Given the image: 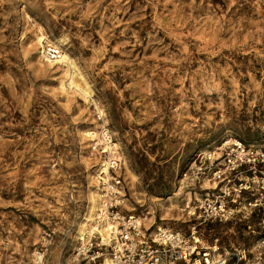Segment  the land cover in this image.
Returning <instances> with one entry per match:
<instances>
[{
	"label": "rangeland",
	"instance_id": "1",
	"mask_svg": "<svg viewBox=\"0 0 264 264\" xmlns=\"http://www.w3.org/2000/svg\"><path fill=\"white\" fill-rule=\"evenodd\" d=\"M102 128L122 214L181 227L193 160L229 138L264 150V0H0V264H78L72 236L111 150L84 133ZM241 229L210 233L250 259Z\"/></svg>",
	"mask_w": 264,
	"mask_h": 264
},
{
	"label": "built area",
	"instance_id": "2",
	"mask_svg": "<svg viewBox=\"0 0 264 264\" xmlns=\"http://www.w3.org/2000/svg\"><path fill=\"white\" fill-rule=\"evenodd\" d=\"M42 51L51 61H57L61 55L55 46L46 45ZM217 148L218 152L200 154L182 172L193 188L189 191L190 199L181 208L185 216L182 226L156 230L146 228L138 216L122 214L124 191L120 175L116 174L121 168L119 151L114 146L109 152L101 151L105 154L101 164H107L108 173L104 178L98 175L100 206L96 223L106 218L110 229L104 236L96 230L84 234L72 261L78 264H264V150L236 138L227 139ZM230 223L241 225L242 235L256 237L250 259L247 248H233L222 243L216 233L211 236L216 226Z\"/></svg>",
	"mask_w": 264,
	"mask_h": 264
},
{
	"label": "bare ground",
	"instance_id": "3",
	"mask_svg": "<svg viewBox=\"0 0 264 264\" xmlns=\"http://www.w3.org/2000/svg\"><path fill=\"white\" fill-rule=\"evenodd\" d=\"M35 42L39 43L40 55H41L42 59H44L45 61H48V62L50 61V64H52V65L60 64V66H62V67H67L66 68L67 72H68L69 68L73 67L72 61H71L68 53L66 52V49L63 47L64 44H62L61 41H58L57 43L50 42V40H48L43 34H40L39 36H37V41H35ZM46 45L47 46H55L61 50L60 58L57 61H51V60H48L45 58L42 49H44V47ZM67 79L69 80V82H68L69 86H74V88L76 87V89H78L79 86H78V84L75 83V81L73 80L74 78L72 77V75L70 73L67 75ZM84 134L86 136H88L91 141H94L95 145H97L99 142L102 143V139H101V137H102L104 139V142H105L107 148L111 149L109 142L111 143L112 140L109 141L110 136L107 134V131L104 128H102V130H100L99 132L85 131ZM105 152H107V150ZM102 173H104L103 177L101 176ZM107 173H108L107 164H105V163L101 164L97 174L98 175L100 174V178H104V175H106ZM208 187H211L209 183H208ZM189 199H190V196H189ZM99 206H100V195H99L97 189H94L91 191V194L89 195V206L87 208L85 215L80 219V222L77 225L76 232L72 236V240H71L72 242H78L79 240L84 239L83 235L85 232H92V231L96 230L98 234H100L101 236H104L106 234V232L109 231L110 227H108V226L110 225V223L108 222V220L106 218H104L100 221L98 220L99 223H96V221H97L96 220V212L99 209ZM130 210H133V208H130ZM142 219H144L143 221L145 222L146 228L152 229V227L155 226V222L151 221L150 217L144 216ZM165 219L166 218H162V221ZM103 221H105V224ZM163 224L164 223H162V222L157 224L155 226V229H153V230H156L157 228L158 229L166 228V227H164ZM167 227H169V225H167ZM39 257H40V255H39Z\"/></svg>",
	"mask_w": 264,
	"mask_h": 264
}]
</instances>
